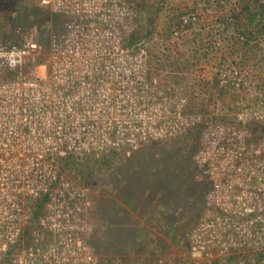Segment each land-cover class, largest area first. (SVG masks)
Masks as SVG:
<instances>
[{
	"label": "built area",
	"instance_id": "obj_1",
	"mask_svg": "<svg viewBox=\"0 0 264 264\" xmlns=\"http://www.w3.org/2000/svg\"><path fill=\"white\" fill-rule=\"evenodd\" d=\"M39 4L63 18L50 36L44 62L34 57L42 52L37 40L25 37L20 45L0 41V211L6 214L0 218V264H98L88 240V192L61 171L63 159L73 153L130 155L149 141L186 133L205 120L186 113L181 98L167 95L166 114L165 91L148 78V50L128 46L136 25L133 3ZM39 66L45 67L43 76ZM255 118L263 120L264 113ZM227 126L237 133L241 151L232 154L223 146L228 133L223 124L207 122L196 155L212 182L206 210L188 236L192 254L203 259L264 250L261 147L242 157L250 134ZM39 199H45V207L35 217L31 202ZM27 229L30 240L25 242ZM7 246L19 250L8 258Z\"/></svg>",
	"mask_w": 264,
	"mask_h": 264
},
{
	"label": "trees",
	"instance_id": "obj_2",
	"mask_svg": "<svg viewBox=\"0 0 264 264\" xmlns=\"http://www.w3.org/2000/svg\"><path fill=\"white\" fill-rule=\"evenodd\" d=\"M135 2L133 12L136 25L128 46L134 49L146 47L149 53L147 60L150 65L154 64L155 69L165 66L166 61L162 57L170 56L171 51H175L177 57L174 63H169V67L183 82L186 79L199 81L202 88L207 86L205 90L209 89L210 83L215 84L219 88L218 95L222 96L236 89L242 78H249V72L254 70L252 63L264 59V0ZM208 9H211V21L200 25L199 21L206 16ZM12 19L29 23L33 21L34 25H41L42 32L47 35L50 20L56 29H59L63 20L40 5L32 6V3L21 5L18 16ZM3 37L4 44L10 40L17 41L13 43L21 42L18 41L20 36L16 37L14 33ZM43 45L42 48L49 47L50 36H46ZM235 57L238 61L234 60ZM44 59L43 56L39 60ZM229 61L236 66L228 65ZM177 62L182 66H176ZM240 71L248 73L241 76ZM148 78L153 79L150 76ZM158 83L160 85L162 82ZM199 85L198 91L210 95ZM203 128L204 125H201L175 137L149 141L133 157L119 158L118 153L108 151L73 153L63 159L59 168L74 179H97L98 174L103 176V180L107 177V181L102 184L107 186L109 182L107 193L110 192L111 196L97 199L96 212L99 224L108 230L111 237L107 245L111 252L119 249L124 253L127 246H132L134 256L124 258V261L148 263L166 255L173 244H184L190 229L202 218L206 210V196L212 187L211 180L195 157V152L201 146L199 139ZM193 133L196 134L194 142L186 148L183 141ZM97 168L102 172L99 173ZM44 203L45 199L31 202L35 217L43 212ZM126 206L131 208L128 210ZM24 238L25 242L30 240V229L25 231ZM95 247L101 251V248H106V244H95ZM112 258L100 257L98 264H111ZM237 258L226 255L204 258L198 262L238 264Z\"/></svg>",
	"mask_w": 264,
	"mask_h": 264
},
{
	"label": "rangeland",
	"instance_id": "obj_3",
	"mask_svg": "<svg viewBox=\"0 0 264 264\" xmlns=\"http://www.w3.org/2000/svg\"><path fill=\"white\" fill-rule=\"evenodd\" d=\"M131 3H136L135 0H128ZM172 1V0H171ZM178 1V0H177ZM32 3L33 5H40L39 0H0V41H2L3 35H7L8 33H14L15 36H20L18 41L21 40L20 43H13L17 41L10 40L7 42L8 45H20L25 37H30L33 40H37L39 45L42 48V45L46 42V36H51L52 32L55 31L57 27H54L53 22L50 20V29H49V35L44 34L43 27L39 24L34 25L33 21L25 22V21H17L15 18L18 16V12L21 11V5ZM204 7V6H203ZM209 12H211V9L206 10V16H204L203 19L199 21L200 25L206 23H210V16ZM53 14V13H52ZM61 24V23H60ZM209 29V28H207ZM205 32L208 30H204ZM4 38V37H3ZM264 43V42H263ZM44 46V45H43ZM49 49V47H47ZM46 47L42 48V52L36 53L34 57H36V60L39 61L40 57H45V59L42 61L44 62L47 58L48 49ZM172 55L162 57L166 61V65H162L160 69H155L153 65H150L147 60V66H148V76L152 77L153 79L150 80L151 83L154 85H158V81L162 82L159 86V88L163 91H165V95H163V99L166 103L165 112L167 115H170V98L173 97L178 100L179 99V106L185 104V111L186 113L191 114H201L205 120V122L201 125H204V128L206 126V123H210L211 125H217V124H223L227 129V124L229 125H236L235 128L240 127L242 129H247L250 136L246 137L245 144H246V150L243 151L242 157L249 158V151L250 149H254L257 146L261 147V156L264 158V119L263 120H257L255 118V114L258 113L263 114L264 113V59H259L255 63H252L253 65V71L249 72V78L244 79L240 81L239 86H236V89H234L231 92H226L222 96L218 95V89L215 84L210 83L208 85L209 89L204 86V88L199 85V81H194L192 79H186V81L179 80L178 74H175L172 72V68L169 67V63L175 61V57H177L175 51H171ZM161 55V54H159ZM163 55L165 53L163 52ZM240 53L238 54V56ZM162 56V55H161ZM159 56V57H161ZM148 59H149V53H148ZM235 61H238L237 57L234 58ZM228 65L236 66L235 63H231L229 61ZM213 65V63H212ZM176 66H182L180 62L176 64ZM175 66V67H176ZM212 70V68H210ZM234 68H232L233 70ZM227 72L229 73L230 70L228 69ZM37 73L40 75L45 74V67L39 66L37 68ZM171 73V74H170ZM248 72H241L240 75H245ZM158 79V81H157ZM263 79V80H262ZM158 83V84H157ZM162 85V86H161ZM198 85L202 88L203 91H209L208 93L210 95H206L199 90ZM170 89V90H169ZM192 89H195L194 91H191ZM198 91L195 92V91ZM201 90V91H202ZM169 97H167V96ZM209 96V97H206ZM214 96V97H212ZM219 97V99L217 98ZM184 99V100H183ZM224 112V113H223ZM249 112L251 113L250 116H245L244 113ZM252 117V118H251ZM254 119L257 121H263V122H254ZM260 119V118H259ZM245 120V121H244ZM199 125V126H201ZM198 126V127H199ZM203 128V130H204ZM194 129V128H193ZM203 130L201 135L200 144H202V137H203ZM228 133H226V139L223 146H225L230 153L235 154L237 151H241L242 143H240L239 139L236 137L237 133L234 131H230V128L227 129ZM225 132V131H220ZM201 133V132H200ZM200 134L198 133V136ZM189 138L184 139L186 144V148H188V145H191L194 142V139L196 137V134H192L188 136ZM200 137V136H199ZM176 142V141H174ZM223 142V141H222ZM251 145V146H250ZM201 147V146H200ZM142 149V148H141ZM139 149V150H141ZM136 150V151H139ZM136 151L132 152L130 155L119 154V158H125V157H133L136 154ZM195 157L197 155V152H195ZM98 169V168H97ZM99 170V171H98ZM97 171L99 173L102 172V170L98 169ZM96 171V172H97ZM75 171H73L74 173ZM99 178L97 179H89V180H77L73 178L72 183L75 186H80L81 188L84 187V189H87L88 192V201L90 202L89 207L86 209L85 217L86 221L91 225L92 231L89 236V243H91L94 247L95 253L98 257V261H100V257L104 256H110L112 258L111 264H116L120 261H124V258H130L134 256V252L132 251V246H127V249L122 253V250L117 249L118 251L111 252L109 249V246H107L111 240L110 235L108 234V230L105 229V227H102V225L99 224L100 219L97 216V199L101 196L109 198L111 195L107 193L109 191V182L107 183V186L103 185L102 182L107 181V177L102 179V175L98 174ZM73 177V176H72ZM109 188V189H108ZM115 199L118 201V199L115 197ZM119 203V201H118ZM2 199L0 198V209H2ZM129 210L131 206H126ZM133 211V210H131ZM3 212L0 211V218L2 219ZM194 228V226H193ZM190 229L191 230L193 229ZM189 232V233H190ZM189 236V235H188ZM95 244L98 246L106 244V248H101V251H98L100 249H97L95 247ZM190 242L189 237L184 242L183 245H172L171 249L166 253V255L149 261V263L152 262V264H156L159 260H164V264H200L201 256L192 254L190 250ZM0 246L3 247V244ZM23 247V245H22ZM10 246H7V253H12L14 249H16L15 252H18V248L12 247V249L9 251ZM96 248V249H95ZM98 251V252H97ZM6 257L9 258L10 254ZM144 255V254H143ZM229 256L234 255L237 258L238 264H264V250H236L234 252L226 253L224 255H215L213 258L218 256ZM145 256V255H144ZM150 256V255H149ZM143 257H141L142 259ZM195 259V260H194ZM212 259V258H211ZM143 260V259H142ZM129 260H127L128 262ZM142 261H134V262H128V263H140ZM209 263V262H208ZM202 264V263H201ZM212 264H224L222 261H213Z\"/></svg>",
	"mask_w": 264,
	"mask_h": 264
}]
</instances>
